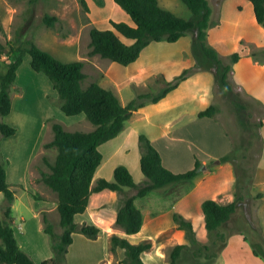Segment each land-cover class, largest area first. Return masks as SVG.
<instances>
[{"label": "trees", "instance_id": "1", "mask_svg": "<svg viewBox=\"0 0 264 264\" xmlns=\"http://www.w3.org/2000/svg\"><path fill=\"white\" fill-rule=\"evenodd\" d=\"M180 1L191 13L190 19L163 8L158 0H114L129 15L131 24L110 20L112 29H99L91 25L88 55H98L108 61L127 66L135 62L142 50L151 42L173 43L195 31L194 43L202 56L220 67L217 81L236 107L244 136L237 144L233 142L231 150L223 156L211 160L206 165L196 159L193 168L175 173L162 164L157 149L144 133H140L138 136L141 154L140 169L144 178L139 183L134 181L127 167L120 164L114 168L112 180L99 178L93 184L94 174L102 160L98 147L119 135L134 111L145 107L147 103L155 104L165 98L190 76L192 68L185 69L171 81H166L155 94L140 93L126 105H122L112 90L102 87L97 82L83 86L86 74L83 72L82 60L62 61L41 49L30 39L24 40L19 45L12 41L6 43L9 48L6 54V69L0 74V133L3 137L12 136L16 132L14 127L4 123L2 119L11 111L10 90L14 86L17 69L26 54L30 56L31 69L42 73L50 80L57 92L58 107L61 112L66 116L83 114L93 126L91 131H69L57 119H49L53 136L44 144V147L55 148L57 154L53 164L48 165L49 172L41 171L40 180L57 197L56 210L61 232L57 237L53 225L49 223L45 215L42 216L43 230L50 238L53 256L41 264H58L59 256L64 255L72 243L73 233L79 232L88 238H97L100 232L97 226L86 223L77 224L74 221L76 215L86 210L92 193L109 190L122 196L115 224L125 234L131 235L138 233L143 223L142 212L134 204L136 198L144 197L151 191L165 193L174 184L193 179L203 169L229 162L236 176V192L232 201L221 204L213 199H206L201 204L205 230L214 234L215 240L220 242L225 240L224 234L219 232L218 228L229 221L235 213L236 203L243 199V191L254 183L255 172L250 173L248 169L243 168V163L248 158L247 152L251 148L257 149L258 153L262 149L260 132L262 121L257 123L252 121L246 104L233 93L232 84L228 79L232 65L240 58L239 52L232 53L229 56V63H224L218 51L208 43V30L212 26L208 0ZM249 1L253 4L257 22L264 27V0ZM79 2L82 8L89 12L86 0H79ZM99 5H103V0H99ZM57 21L56 16L49 14L42 17V22L49 28L54 27ZM120 36L132 40V43H124ZM245 46L253 48L251 49L252 57L256 59L260 56L264 57V49H256L241 42V48ZM216 111L217 107L211 104L198 112L197 116L213 118ZM7 163L8 160H3L0 150V192L5 201L2 208L3 217H0V264H36L19 247L11 226V206L15 199V191L12 189V184L7 182L5 166L8 165ZM125 188L132 192L128 193ZM173 219L177 228L184 231L186 243L177 244L171 249L170 264H179L178 258L183 250L189 247H195L198 254L209 250L207 245L199 246L190 222L176 213ZM117 247L124 253L121 264H146L140 255L151 248V242L131 244L127 239L113 235L111 250L114 251ZM205 255L207 256L206 253ZM207 258L210 257L207 256Z\"/></svg>", "mask_w": 264, "mask_h": 264}, {"label": "crops", "instance_id": "2", "mask_svg": "<svg viewBox=\"0 0 264 264\" xmlns=\"http://www.w3.org/2000/svg\"><path fill=\"white\" fill-rule=\"evenodd\" d=\"M158 1L163 8L173 11V13L177 15L182 14L180 16H184L185 18H191V13L187 8H183L180 2L178 4L176 0H167L169 3L166 5L161 4L160 0ZM210 1L211 0H208L211 7ZM104 3L105 0H103V5ZM214 4H216V11L211 7L210 20L212 26L208 30V43L218 51L222 58H226L234 52H239V60L232 65L230 72L231 79L237 88L241 89L251 99L258 101L264 106V57L256 59L251 56V48L249 46L241 48V42H243L256 49H264V27L256 20L253 4L249 0H215ZM88 5L92 23L96 27L98 26L99 29H112L108 22L110 18H106L105 25L103 24L102 26H99V24H97L98 21L93 19V8L89 2ZM103 5L96 6L103 7ZM178 8L179 10H177ZM126 17L129 18L128 15H126ZM127 18H120L115 21L118 22L124 20V22L131 24V20H127ZM48 33L49 31L45 30L44 33L33 34L35 37V44L39 47L41 46L40 48L43 50H47L46 48H48V50L50 49L45 44ZM193 36H195V31L188 33L173 43L166 41L151 42L142 50L138 59L127 66H122L118 63L109 61L105 76L113 81L116 86L124 85V87L130 86L132 83L139 84L144 82L153 75H160L165 81H170L184 69L193 66L195 62L194 56L192 55ZM121 37L122 36H120V38ZM59 40L60 43H62L64 38H60ZM122 41L126 44L132 43V40L127 38H124ZM72 43L71 40L69 45L72 46ZM154 45H157V47L164 50H170L173 54L157 58H154L151 55L145 56V53L149 54V51L154 49ZM72 49L74 50L75 47L73 46ZM64 54H67L66 56L76 55L75 60H82L84 62L83 72L86 74L84 68L91 62L89 58H81L75 50L73 53L66 50ZM64 61H73V59H66ZM130 70H133L132 74L126 72ZM18 71L19 68L17 69V73ZM122 71H125L126 73V77L124 78H121L120 75L116 76V73H114L118 72V74H120ZM33 73H35V75L38 74L35 71ZM35 77L37 78V76ZM193 78L212 80V76H210L208 72H196L194 75H190L183 80L174 91H177L182 85H185ZM46 79L48 78L46 77ZM46 79L43 80V82H47L53 87L50 80ZM40 80H42V78H40ZM171 92H173V90ZM52 93L57 97L55 89L52 90ZM53 107L56 108L55 117H57L58 120L64 121L77 117V115L66 116L61 110H58L59 107ZM205 108H207V106L189 110L183 114L177 115V117L173 119L171 118L167 126L161 130V133L156 136L154 135L155 137L150 133H144V127L130 124L131 115L119 135L98 147L102 154V160L94 174L93 184L94 181L99 178L112 180L114 168L120 164L127 167L136 183L143 180L144 177L140 169L141 154L138 146V136L140 132L147 135L151 144L159 152L162 164L169 170L175 173L189 170L194 167L196 159L206 165L207 163L200 159L197 153V150L201 149L200 145L206 147L207 144L204 143L205 140H203L204 138L199 127L203 123H211L217 127L220 125L215 121L214 117L198 118V112ZM220 129L222 130L223 137L226 138V140L222 141L221 146L228 142L231 150V139L221 126ZM260 132L263 144L261 156L255 172V185L264 184V181H262V176H264V119L262 120ZM216 144H218V142H216ZM217 149L218 148H216L215 145L213 150ZM2 156L3 159H7L8 162H10L6 155L4 156L2 154ZM215 159L217 158L212 157L210 161ZM28 162L29 159L26 161L27 176L29 172ZM183 163L185 164V167H181ZM9 166L10 163H8L6 168L7 182L12 185L23 184L24 189L21 191L24 192L29 203L32 206L34 205L33 210L31 211L34 218L25 221V219L20 216L19 221H16L14 205L17 197L15 193V199L11 206V226L13 228L14 236L19 247L25 251L36 264H41L44 260L53 256L50 246V238L43 230L42 220V213H47L49 210L45 209L43 204L45 201L41 197H39V200L32 197L31 193H33V191H30L31 188L29 190L30 184L28 183V180L30 179L27 178L26 181L20 182V179H18L17 176H13V178L10 177ZM223 172L225 175L221 178L219 184L217 186H212V179L220 176ZM234 184L235 172L233 166L231 163L225 162L208 169H203L193 179L180 181L171 186L165 193L154 191L148 192L144 197H138L134 200L135 206L142 212L143 223L140 231L131 235L125 234L123 230L115 224L116 213L121 204V195L109 190L92 193L86 210L82 214L76 215L74 221L77 224H93L99 228L100 232L95 239L88 238L79 232L73 233L72 243L68 246L67 252L63 255V258L60 260L58 259V264H121L120 261L124 256L123 250L119 247L114 251L111 250V237L113 235L125 238L131 244L150 241L151 248L142 252L140 255L143 262L146 264H170V251L178 244L171 242L175 240V238L172 237V234L177 233L181 238H183L184 235L183 230L177 228L173 215L175 213L179 214L183 219L190 222L197 241H202L203 239L200 238L199 234L203 235L201 233L207 232L204 227V215L201 210L202 202L206 199H213L221 204L229 203L232 201L233 195L232 197L227 195V193L223 191V187L224 185L232 187ZM125 190L129 191L127 188H125ZM223 193L225 194L224 198H222ZM105 200H107L108 203H106ZM4 202V196L0 192V217L2 216ZM54 209H56V204ZM47 220L50 221L49 218H47ZM229 221L221 224L218 230H221L223 225L227 224ZM15 222H17L16 228L14 225ZM55 223L56 227L60 230L59 232H61L59 218H57ZM25 228L26 231H24L23 234L16 231H22ZM234 236L237 235L228 234V241L225 249L221 256L216 257V263L234 264L230 263L231 261L228 262L229 259L227 256L231 254L228 251L233 250ZM238 238L239 242L236 243L237 248L241 249L245 245V241H243L242 236H239ZM161 240H164L166 243H162ZM97 246L99 249H97ZM168 247L169 250L167 249Z\"/></svg>", "mask_w": 264, "mask_h": 264}, {"label": "rangeland", "instance_id": "3", "mask_svg": "<svg viewBox=\"0 0 264 264\" xmlns=\"http://www.w3.org/2000/svg\"><path fill=\"white\" fill-rule=\"evenodd\" d=\"M176 1L178 4L180 2L181 6L186 9L180 0ZM214 1L215 0H211L210 4L214 11H216V4H214ZM86 2L87 5L89 2L92 6L93 19L98 21L97 24H99V26L106 24V18H110L108 22L110 20L115 21L120 18H127L126 15L128 14L118 5H115L116 3L114 0H105L103 7L96 6L99 5V0H86ZM160 3L167 5L169 2L167 0H160ZM177 10H179V8ZM89 12H86L82 8L79 0H0V74L6 69V54L9 49L6 43L8 41H12L14 44L19 45L24 40L30 39L35 43L33 34H41L44 33L45 30H48L49 33L45 44L51 50L46 48V51L62 61L66 59H73L74 61L76 59V55L66 56L67 54H64L66 50L72 53L75 50L81 58L90 59L91 62L84 68L87 75L83 81V86H87L92 81L97 82L102 87L112 90L122 105H126L137 94L147 92L155 94L158 92L166 82L160 75H153L144 82L139 84L132 83L128 87H124V85L116 86L113 81L105 76L109 61L98 55H88L90 50L89 29L91 25H94ZM45 14L58 18L54 27L49 28L42 22V17ZM129 19L130 17L127 18V20ZM60 38H64L62 43H60ZM121 38L124 40L125 37L122 36ZM71 40L73 42L72 46L69 45ZM194 40L195 36H193L192 42V55L194 56L195 62L191 67L190 75L205 71L212 76V80H205V78L191 79L177 91H174L175 88L173 92L168 94L157 104L147 103L144 108L139 111L137 110L138 112L134 111L130 118V124L144 127V133L146 132L156 136L167 126L171 118L173 119L177 117V115L183 114L189 110L199 109L205 106L208 107L212 104L217 107V111L214 114L215 121L224 129L232 143L234 142L237 144L241 137L244 136L243 126L239 120L236 107L217 81L220 67L202 56ZM73 46L75 47L74 50L72 49ZM170 54H173L170 50H164L154 45V49H151L149 54L145 53V56L151 55L157 58ZM222 59L224 63H229V56ZM29 62L30 57L26 54L19 66L14 86L10 90V97L12 100L11 111L2 119L4 123L14 127L16 132L9 137H3L0 133V149L1 153L4 156L6 155L10 160V162H8L10 163V177L13 178V176H17L20 182L26 181L27 178L30 179L28 183L30 184L29 190L31 188L30 191H33V193H31L32 197L34 199L38 197L36 200H39V197H41L45 201L43 204L45 209L49 211L47 213H42V216L47 215L46 217L50 219L49 223L53 225L54 232L58 237L60 230L56 227L55 222L57 218H59V215L57 210L54 209L57 197L40 180L41 171L49 172L48 165L53 164L57 154L55 148H45L44 144L49 142L53 136L49 119L54 118L58 120V118L55 117L56 108L53 107L55 106L58 108V98L52 93L54 88L51 87L49 83L43 82L46 76L39 73L35 75V73H33L34 71L30 68ZM126 72L132 74L133 70ZM114 73H116V76L120 75L121 78L126 77L125 71L119 72L120 74H118V72ZM35 76H37V78ZM40 78H42V80H40ZM228 79L232 84L233 93L238 96L240 101L246 104L252 116V121L256 123L262 121L264 119V106L258 101L251 99L245 92L237 88L230 74ZM58 110L60 111L59 108ZM58 121L69 131H88L93 129V126L81 114L69 120ZM220 126L217 127L211 123H203L199 127L204 138L203 140H205L204 143L207 144L206 147L200 145L201 149L197 150V153L199 158L207 164L212 157L219 158L230 150L228 142L221 146L222 141L226 140V138L223 137ZM216 142H218V144H216ZM215 145L216 148H218L217 150H213ZM256 147L258 149L260 148L259 146ZM261 151L258 153L257 149L251 148L247 152L248 158L243 163V168L248 169L250 173L253 171L256 172ZM28 159L29 172L27 176L26 161H28ZM5 166L7 168V165ZM181 167H185V164L183 163ZM224 175L225 173L223 172L220 176L214 177L212 179V186H217ZM262 181H264V176H262ZM12 189L15 191L17 197L14 205L16 221H19L20 216H22L25 221L34 218V215L31 213L34 205L32 206L29 203L28 198L24 192L21 191L24 189V185L14 184L12 185ZM223 191L232 197L236 192V185L234 184L232 187L224 185ZM131 192V190L128 191V193ZM224 197L225 194L223 193L222 198ZM105 202L108 203L107 200H105ZM1 217H3V214ZM14 225L16 228L17 222H15ZM221 230H219V232H222L225 236L223 242L215 240L216 236L214 234L208 232L201 233L203 235L199 234L200 238L203 240H198V244L199 246L207 245L209 247V250L205 253L210 258H207L205 253L198 254L199 252L195 247H189L183 250L180 259L178 258V263L218 264V262H215L216 257L221 256L223 253L228 241L227 236L230 233L236 234L237 236H234L233 250L228 251L231 253L227 255L229 259L228 262L231 261L230 263L234 264H264V184L255 185L254 182L243 191V199L236 203L235 213L231 216L230 221L223 225ZM16 231L23 234L26 228L22 231ZM183 234V238H181L177 233H173L172 237H174L175 240L171 242L175 244L186 243L184 231ZM239 236H242L243 241H245V245L241 249H238L236 244L239 242ZM161 242L166 243L164 240H161ZM97 249H99L98 246ZM167 249L169 250V247ZM61 258H63V255L59 256L58 259L60 260Z\"/></svg>", "mask_w": 264, "mask_h": 264}, {"label": "bare ground", "instance_id": "4", "mask_svg": "<svg viewBox=\"0 0 264 264\" xmlns=\"http://www.w3.org/2000/svg\"><path fill=\"white\" fill-rule=\"evenodd\" d=\"M24 134V133H23ZM26 136H27V132H26Z\"/></svg>", "mask_w": 264, "mask_h": 264}]
</instances>
